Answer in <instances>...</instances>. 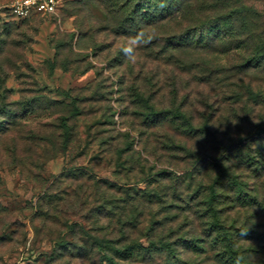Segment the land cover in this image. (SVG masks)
I'll return each mask as SVG.
<instances>
[{"label":"rangeland","instance_id":"1","mask_svg":"<svg viewBox=\"0 0 264 264\" xmlns=\"http://www.w3.org/2000/svg\"><path fill=\"white\" fill-rule=\"evenodd\" d=\"M12 1L0 0V6ZM76 4L84 11L71 15L69 9ZM251 4L264 10V0ZM112 18L106 12L97 15L83 0H60L55 14L27 21L3 19L7 28L0 22V100L4 96L15 104L46 94L60 103L0 135V264H101L96 253L65 252L59 244L86 246L90 238L117 242L106 202L110 200L111 209L121 193L108 186H133L149 171L182 173L188 167L185 152L168 148L167 140L188 148H195L196 141L167 127L147 129L139 119L134 90L149 94L162 86L157 97L169 106L175 80L180 98L190 97L187 107L197 124L204 112L201 99L211 95L215 102L214 93L188 84L172 67L148 57L134 39L111 33L107 26ZM81 28L86 38L78 34ZM59 42L68 47L58 56L54 47ZM125 47L130 49L127 55ZM214 58L233 67L240 55ZM56 59L58 67L51 72L48 62ZM249 80L258 87L264 73L253 71ZM224 106L215 107L217 117L229 115V105ZM62 117H68L73 134L65 152L60 151ZM120 154L125 169L118 164ZM141 242L147 243L145 238ZM180 252L197 264H213L184 247Z\"/></svg>","mask_w":264,"mask_h":264},{"label":"trees","instance_id":"2","mask_svg":"<svg viewBox=\"0 0 264 264\" xmlns=\"http://www.w3.org/2000/svg\"><path fill=\"white\" fill-rule=\"evenodd\" d=\"M251 1L83 0L97 15H113V24L107 26L111 33L134 39L148 57L172 67L188 84L208 88L215 102L211 95L201 99L204 112L197 124L187 107L190 97L180 98L175 80L169 106L157 97L162 86L149 94L134 90L138 116L147 129L167 127L196 141L195 148H188L167 140L168 148L185 152L188 167L182 173L149 171L133 186L110 184L108 189L121 193L111 209L110 200L106 202L107 217L115 219L117 242L111 238H90L89 246L64 242L59 244L63 251L96 253L101 264H156L159 259L161 264H197L182 257L184 247L213 264H264V83L256 87L246 81L253 71L264 73V10ZM74 7L71 15L81 9ZM0 22L7 28L1 17ZM78 34L88 35L82 28ZM67 47L59 42L54 49L59 56ZM230 53L240 55L233 67L214 58ZM58 63L48 62L51 72ZM59 105L46 94L15 104L1 96L0 135ZM217 105H229V115L217 117ZM60 123L64 129L60 151L65 152L73 134L68 117L60 118ZM243 123L247 127L241 130ZM235 127L238 132L233 136ZM120 157L118 164L125 169Z\"/></svg>","mask_w":264,"mask_h":264},{"label":"built area","instance_id":"3","mask_svg":"<svg viewBox=\"0 0 264 264\" xmlns=\"http://www.w3.org/2000/svg\"><path fill=\"white\" fill-rule=\"evenodd\" d=\"M60 0H13L0 6V17L4 20H26L36 15L55 14Z\"/></svg>","mask_w":264,"mask_h":264},{"label":"clouds","instance_id":"4","mask_svg":"<svg viewBox=\"0 0 264 264\" xmlns=\"http://www.w3.org/2000/svg\"><path fill=\"white\" fill-rule=\"evenodd\" d=\"M149 39H151V37H149ZM122 51L125 53V55H127L130 52V49L125 47L124 49H122Z\"/></svg>","mask_w":264,"mask_h":264}]
</instances>
